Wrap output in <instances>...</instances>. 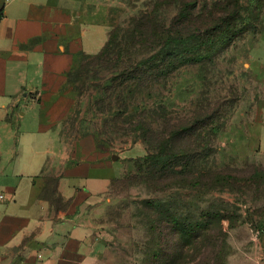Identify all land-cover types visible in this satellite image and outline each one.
I'll use <instances>...</instances> for the list:
<instances>
[{
	"label": "rangeland",
	"instance_id": "1",
	"mask_svg": "<svg viewBox=\"0 0 264 264\" xmlns=\"http://www.w3.org/2000/svg\"><path fill=\"white\" fill-rule=\"evenodd\" d=\"M102 1L112 52L78 59L57 129L62 160H48L39 195L64 210L57 182L67 156L99 130V147L115 157L97 173L117 177L86 211L94 264H264V0ZM137 62L178 68L139 86L125 78ZM31 103L21 104V131L40 121Z\"/></svg>",
	"mask_w": 264,
	"mask_h": 264
},
{
	"label": "crops",
	"instance_id": "2",
	"mask_svg": "<svg viewBox=\"0 0 264 264\" xmlns=\"http://www.w3.org/2000/svg\"><path fill=\"white\" fill-rule=\"evenodd\" d=\"M108 16L102 0H0V264L95 263L98 242L85 217L117 177L96 170L113 154L86 134L57 182L64 210L55 212L39 191L50 157L62 160L57 129L70 112L67 75L82 54L101 51ZM23 101L40 106L35 129L19 130ZM260 240L264 255V229Z\"/></svg>",
	"mask_w": 264,
	"mask_h": 264
},
{
	"label": "trees",
	"instance_id": "3",
	"mask_svg": "<svg viewBox=\"0 0 264 264\" xmlns=\"http://www.w3.org/2000/svg\"><path fill=\"white\" fill-rule=\"evenodd\" d=\"M141 20H142V18L135 19L133 21L134 22L133 23L134 31L137 32L139 38H143V36H145V31L143 30L144 29L143 28V23H142ZM174 34L177 35L175 32H174ZM113 37H114L113 33L109 32L108 33V39H107L105 45L103 46V48L101 49V51L98 54L93 55V56L82 54L81 56L93 57L91 59L94 60V62H96V61L99 62V60L106 59L112 52ZM209 51H210V49L206 48L205 50H202V53H208ZM198 55H202V54H200V52H199ZM197 59L198 58H186V59H182L181 58L179 61L186 64V63H192L194 61H197ZM77 63H78V61H77ZM77 63H76V65H77ZM76 65L74 66V68L76 67ZM130 67H131L130 71H128V73L125 75V78H127L130 81H133V83H137L138 82L139 86H141L145 82V80H147L148 73H150L148 79L153 81L154 83L159 84V82L166 75H168L169 73L173 72L176 68H178V66L174 65L172 62H171V65L169 67H167L164 64H162V65L156 66L153 69H147V70L145 69L143 63H138V62L135 63V65L130 66ZM74 68L67 75V83H70L72 81L71 79H72V75L74 73ZM122 77H124L123 74H122ZM137 129H140L141 131H143V127H141V126H138ZM95 133H88V134H93L96 137V142H97V145L99 147L100 143H99L98 136L101 134V131L96 130ZM143 141L146 143V145H148V148L151 150L152 148H151V146H149L150 144H149L148 140L143 138ZM159 149L161 151L162 149H164V146L159 148ZM159 156L160 155L158 153L157 154H152V155H147L146 157H144V160L142 161V164H144V163L147 164V163H149V160H151V158H159ZM174 156H176V155H174ZM176 167L177 166H175L173 168L175 173H176ZM178 174L179 173H177V175ZM173 176L176 177V175H173ZM216 177L218 179H222V175H220V173L216 174ZM113 180L111 182V185L113 183ZM181 183H182L181 179L177 176V178H175V181L173 182V187H178V188L182 187Z\"/></svg>",
	"mask_w": 264,
	"mask_h": 264
},
{
	"label": "built area",
	"instance_id": "4",
	"mask_svg": "<svg viewBox=\"0 0 264 264\" xmlns=\"http://www.w3.org/2000/svg\"><path fill=\"white\" fill-rule=\"evenodd\" d=\"M4 198H5V195L0 193V199H4ZM38 256H40V255H38Z\"/></svg>",
	"mask_w": 264,
	"mask_h": 264
},
{
	"label": "water",
	"instance_id": "5",
	"mask_svg": "<svg viewBox=\"0 0 264 264\" xmlns=\"http://www.w3.org/2000/svg\"><path fill=\"white\" fill-rule=\"evenodd\" d=\"M115 156L114 155H112V158H114Z\"/></svg>",
	"mask_w": 264,
	"mask_h": 264
}]
</instances>
